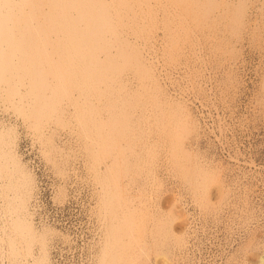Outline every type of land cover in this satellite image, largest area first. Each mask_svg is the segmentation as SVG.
I'll use <instances>...</instances> for the list:
<instances>
[{"label":"bare ground","instance_id":"bare-ground-1","mask_svg":"<svg viewBox=\"0 0 264 264\" xmlns=\"http://www.w3.org/2000/svg\"><path fill=\"white\" fill-rule=\"evenodd\" d=\"M249 8L248 0H0V264H54V237L69 238L38 220L40 181L21 152L18 118L64 181L84 158L99 209L96 264H180L190 233L199 239L195 264H264L263 225L251 224L243 192L226 202L232 185L195 145L199 117L181 85L171 89L167 65L200 62L220 38L223 52L232 49L224 31L242 36ZM163 151L193 212L187 196L168 212L151 196Z\"/></svg>","mask_w":264,"mask_h":264},{"label":"rangeland","instance_id":"rangeland-1","mask_svg":"<svg viewBox=\"0 0 264 264\" xmlns=\"http://www.w3.org/2000/svg\"><path fill=\"white\" fill-rule=\"evenodd\" d=\"M248 1L250 8L246 17L249 18L242 36L238 37V32L236 34L229 32L228 28L221 25L222 30L228 29L224 31L226 35L224 34L223 37L230 38L232 41L229 42H232L235 48L223 52L226 44L220 38L219 44L213 51H210L208 46L204 48V59L198 61L200 64L196 62L194 66L192 63H185L186 60L182 59L173 66L167 65L172 71L169 80L172 82L169 83L172 84L171 89L174 91V88H179L178 84L181 85L182 89L179 88V91L192 103V109L199 117L201 127L197 140L194 141L195 145L207 156L209 166L218 168L221 177L226 182L229 181V186L232 185L226 202L233 200L234 197L238 198L237 196L243 192L242 194L248 197L255 211L252 213V216H255L252 219L254 223L251 224L260 223L264 230V0ZM192 69L199 70V73H202L201 77L194 78L195 71ZM202 70L204 73L200 72ZM197 79L198 82H195ZM11 114L13 115V113L5 112L1 117L7 120L16 119ZM18 119L21 152L33 165L40 181L38 220L44 219L69 237L64 238L61 236L63 234L54 237L52 242L54 264H96L94 249L95 241L100 236L99 209L95 207L97 206L95 205L97 200L95 188L83 164L84 158L82 160L80 156H77V161L72 160L74 163L73 165L70 163V167L72 170L77 168V173L74 172L72 175V172L71 176L64 181L65 178H62L49 161L40 147L41 144L33 138L29 128L22 123V119ZM66 131H60L65 140L69 136ZM142 131L145 132L144 129ZM60 137L59 140H61ZM64 139L60 142L62 143ZM78 148V145L75 146L76 150ZM163 152L165 153L159 155L161 164H157L161 179L160 188L159 186L156 188L157 195L154 191L150 194L154 195L156 202L161 203V210L167 209V212L174 204L178 207L175 209L180 211L181 200L179 199L187 196V206L193 212L194 205L190 202V194L183 193L181 190V183H179L181 174L175 168L171 170L169 165L165 164L167 153ZM215 183L213 180L210 184L216 187L218 184L216 183L215 186ZM61 184L66 187L68 185L67 198L62 203L57 196ZM190 214L188 219L194 225L192 228H196V220L194 219L193 223L194 216ZM178 221L180 220L176 219L175 223L177 224ZM198 233L201 237L205 235L200 225ZM212 234L214 233H210ZM190 235L188 256L184 259L180 258L177 263H196L193 259H197L196 256L200 253L196 246L199 239L195 237V234L190 233ZM222 237H224L223 234ZM193 253H196L195 257Z\"/></svg>","mask_w":264,"mask_h":264}]
</instances>
